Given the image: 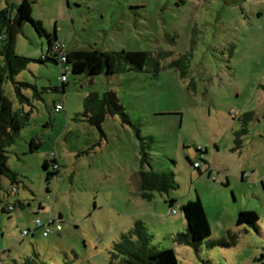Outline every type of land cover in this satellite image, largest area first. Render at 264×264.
I'll return each instance as SVG.
<instances>
[{
    "label": "rangeland",
    "instance_id": "rangeland-1",
    "mask_svg": "<svg viewBox=\"0 0 264 264\" xmlns=\"http://www.w3.org/2000/svg\"><path fill=\"white\" fill-rule=\"evenodd\" d=\"M32 17L56 29L65 49L147 51L153 60L142 71L120 61L109 80L70 74L62 92L59 67L39 62L47 40L23 25L14 52L30 62L15 80L36 91L21 89L20 102L11 81L3 84L28 121L6 153L16 195L0 177V264H109L112 246L136 223L149 248L173 250L178 264H264V0H35ZM180 57L183 75L168 67ZM106 90L131 124L107 115L99 129L81 115L84 98ZM61 102L67 113L54 112ZM137 134L152 139L145 169L173 173L176 184L150 200L139 194ZM32 139L41 145L30 152ZM52 159L57 175L46 181L43 163L53 173ZM196 198L210 235L195 249L176 241L186 224L168 200ZM240 211L255 212V225L236 226ZM58 213L60 232L22 236Z\"/></svg>",
    "mask_w": 264,
    "mask_h": 264
},
{
    "label": "trees",
    "instance_id": "trees-1",
    "mask_svg": "<svg viewBox=\"0 0 264 264\" xmlns=\"http://www.w3.org/2000/svg\"><path fill=\"white\" fill-rule=\"evenodd\" d=\"M34 1L21 0L19 3L6 1V8L0 10V177H6L12 187H16L17 174L12 172L7 166V148L18 138L20 130L28 121V115L22 111H14L12 109L11 101L4 94L3 84L7 80L11 81L20 102L27 101L21 94V89L29 87L36 91L34 86L15 80L22 71L27 69L30 62L27 57L19 56L14 52L15 37L25 23H29L40 37H44L47 40L46 53L41 55L39 62L45 63L47 60H51L59 67L60 76L64 74V70L67 68L69 70L68 76L70 74L74 76L84 75L92 78L104 74L107 79H110L111 76L118 72L120 61L125 62L129 66L126 68L128 71H142L147 61L153 60L151 53L147 51H120L113 53L96 48L71 51L64 49L65 61L59 64L58 54L53 51L55 45L59 44L56 42L55 31L49 33L44 29L41 21L32 17V4ZM186 56L184 55V57ZM184 57H180V59L170 63L168 67L179 70L183 75L185 63L182 60ZM159 70V64L154 61L151 72L157 74ZM68 76L65 81L60 80L62 92L67 84ZM55 91H58V88H55ZM81 115L99 129L107 115L119 116L123 123L131 124L125 108L120 104L116 93L112 90H106L101 97L97 93H89L83 100V112ZM137 137L141 141L140 170L138 172L139 194L142 199L150 200L153 192H167L169 189L175 188L176 184L173 179V173H161L145 169L146 166L149 167L150 165V157L146 149L152 143V139L148 137L149 142H145V138L140 137L139 134H137ZM40 145V143H36V140L32 139L29 142V151L37 150ZM197 151L205 153L201 149H197ZM201 162L208 165L206 161ZM51 163L52 167L56 166V168H53V173L47 171L49 162L44 161L43 163V168L47 175L46 181L57 175L58 166L56 160L52 159ZM194 163H192V166ZM198 166L195 169L201 175L200 165ZM168 204L170 209L174 207L180 209L186 224L185 233L177 234L176 241L196 249L210 235V228L201 202L196 198L178 206L173 199H169ZM18 206L22 208V202H18ZM14 210L15 205L1 207V212L5 214H9ZM50 218L58 224L61 222L60 216L57 218L49 217L47 221ZM257 220L258 217L255 212L240 211L237 215L236 226H253ZM43 225L45 224L36 222L34 231L25 230L28 232L26 237L33 236L36 230L43 229ZM133 237L135 238L133 239ZM148 242L149 236L143 233L141 224L136 223L134 229L127 234L121 235L120 241L112 246L109 264H178L173 250L149 248L147 246ZM218 244H220L219 241L212 242L211 246ZM22 264L32 263L30 260H26Z\"/></svg>",
    "mask_w": 264,
    "mask_h": 264
},
{
    "label": "built area",
    "instance_id": "built-area-1",
    "mask_svg": "<svg viewBox=\"0 0 264 264\" xmlns=\"http://www.w3.org/2000/svg\"><path fill=\"white\" fill-rule=\"evenodd\" d=\"M64 49L65 48L61 44H57L53 48V51L58 54L59 64L65 61V58H64ZM68 74H69V70L67 68H65L64 74H62L59 77V79L61 81H65L66 78H67V76H68ZM63 110H64V106H63V103L62 102L60 104H56L54 106V112L55 113H59V112H61ZM198 165H199V163L198 162H195L193 164V167L194 168H198L199 167ZM53 168H56V166H53ZM16 191H17L16 187H12L11 188V194L14 195L16 193ZM176 211H177V208L174 207V208H171L170 213L171 214H176ZM37 226H39V224H37ZM42 228H43L42 235L44 237H47L48 235H50L52 233L58 232L61 229L60 225L58 223H56V222H53V220L51 218L47 221V223L45 225L42 226ZM27 235H28V232H26V231L23 232V236L26 237Z\"/></svg>",
    "mask_w": 264,
    "mask_h": 264
},
{
    "label": "crops",
    "instance_id": "crops-1",
    "mask_svg": "<svg viewBox=\"0 0 264 264\" xmlns=\"http://www.w3.org/2000/svg\"><path fill=\"white\" fill-rule=\"evenodd\" d=\"M5 1H9V2H13V1H10V0H5ZM70 2H72V3H75V4H77L78 2H79V0H66V3L68 4V3H70ZM53 31H55V36H56V42L57 43H63V41L58 37V33L56 32V29H54ZM121 33H123V32H121ZM93 48H95V47H93ZM97 49V48H96ZM72 50H77V49H72ZM100 50V49H99ZM66 51H71V50H68L67 48H66ZM107 79V78H106ZM107 80H109V79H107ZM63 106H64V112H66L67 113V107L65 106V104H64V102H63ZM17 194V193H16ZM24 202V201H23ZM23 204V203H22ZM41 208V205H39V209ZM58 216H60L61 217V215L58 213V215H57V217ZM51 217V216H50ZM53 218V217H52ZM61 231V230H60ZM59 231V232H60ZM55 233H58V232H55Z\"/></svg>",
    "mask_w": 264,
    "mask_h": 264
},
{
    "label": "water",
    "instance_id": "water-1",
    "mask_svg": "<svg viewBox=\"0 0 264 264\" xmlns=\"http://www.w3.org/2000/svg\"><path fill=\"white\" fill-rule=\"evenodd\" d=\"M10 1H13V2L19 3L21 0H10Z\"/></svg>",
    "mask_w": 264,
    "mask_h": 264
}]
</instances>
